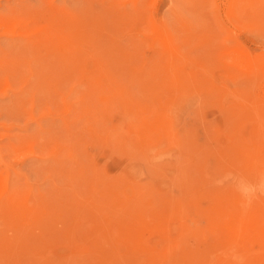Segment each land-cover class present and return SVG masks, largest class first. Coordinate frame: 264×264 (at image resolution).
<instances>
[{
	"label": "rangeland",
	"instance_id": "374dc122",
	"mask_svg": "<svg viewBox=\"0 0 264 264\" xmlns=\"http://www.w3.org/2000/svg\"><path fill=\"white\" fill-rule=\"evenodd\" d=\"M263 101L264 0H0V264H264Z\"/></svg>",
	"mask_w": 264,
	"mask_h": 264
},
{
	"label": "bare ground",
	"instance_id": "6f19581e",
	"mask_svg": "<svg viewBox=\"0 0 264 264\" xmlns=\"http://www.w3.org/2000/svg\"><path fill=\"white\" fill-rule=\"evenodd\" d=\"M160 43H161V42H160ZM227 54H228V53H227ZM227 54H226V55H227ZM231 55H232V54H231ZM227 57H228V55H227ZM233 60H234V59H233ZM236 61H237V60H236ZM122 65H123V64H122ZM147 79H148V78H147ZM200 90H202V89H200ZM196 91H197V90H196ZM200 93H201V91H200ZM222 95H223V94H222ZM219 97H220V96H219ZM216 98H217V97H216ZM223 98H224V97H223ZM214 99H215V97H214ZM218 99H219V98H218ZM220 99H222V96H221ZM220 99H219V100H220ZM257 101H258V100H257ZM258 102H259V101H258ZM261 102H262V101H261ZM261 102H260V103H261ZM263 102H264V101H263ZM216 104H217V100H216ZM217 105H218V104H217ZM236 105H237V104H236ZM239 105H240V103H239ZM221 106H222V105H221ZM234 106H235V105H234ZM228 107H229V106H228ZM231 107H232V106H231ZM231 107H229V108H231ZM222 108H223V107H222ZM222 108H221V109H222ZM234 108H235V107H234ZM237 108H238V107H237ZM262 109H263V108H262ZM252 110H253V109H252ZM219 111H220V110H219ZM224 112H225V111H224ZM227 112H229V111H227ZM245 113H246V112H245ZM258 113H259V112H258ZM260 113H261V112H260ZM260 113H259V116L261 115ZM165 116H167V115H165ZM169 116H170V115H169ZM252 116H253V115H252ZM171 117H172V116H171ZM246 117H247V116H246ZM254 118L256 119V117H254ZM168 119H169V118H168ZM238 119H239V118H238ZM240 119H241V118H240ZM245 119H247V118H245ZM245 119L243 118L242 120H240V122L243 121V120H245ZM248 120H249V118H248ZM157 125H158V124H157ZM251 125H252V122H251ZM253 125H254V124H253ZM253 125H252V126H253ZM162 126H163V125H162ZM183 126H184V125H183ZM252 126L250 127L251 129H252ZM164 127H165V125H164ZM254 127H256V126L254 125ZM257 127H258V126H257ZM168 128H169V126H168ZM250 128H249V130L252 131ZM164 129H165V128H164ZM169 129H170V128H169ZM256 129H257V128H255L254 130H256ZM252 132H253V131H252ZM255 132H256V131H255ZM255 132H254V133H255ZM249 134H250V132H249ZM251 134H252V133H251ZM135 135H136V134H135ZM231 135H232V134H231ZM236 135H238V134H236ZM239 135H240V134H239ZM183 136H184V135H183ZM251 136H252V135H251ZM255 136H256V135H255ZM172 137H173V135H172ZM184 137H185V136H184ZM233 137H234V136H233ZM242 137H243V136H242ZM248 137H250V136H248ZM256 137H257V136H256ZM227 138H228V137H227ZM253 138H254V137H251L252 140H253ZM235 139H236V138H235ZM242 139H243V138H242ZM137 140H138V139H137ZM237 140H238V138H237ZM256 141H257V140H255V142H256ZM218 142H219V141H218ZM252 142H253L252 145H254V141H252ZM257 142H258V141H257ZM229 143H230V142H229ZM241 143H242V142H241ZM244 143H245V142H244ZM230 144H231V143H230ZM233 144H234V143H233ZM176 145H177V144H176ZM231 146H232V145H231ZM234 146H236V145H234ZM234 146H232V147H234ZM242 146H243L242 150H243V149L245 150L243 144H242ZM246 146H247V145H246ZM261 146L264 147V144L261 145ZM261 146H260V147H261ZM204 147H205V149H206V146H204ZM207 147H208V146H207ZM238 147H239V146H238ZM258 147H259V146H258ZM217 148H218V147H217ZM251 148H252V147H251ZM177 149H178V148H177ZM248 149H249V145H248ZM248 149H246V150H248ZM218 150H219V149H218ZM218 150H217V151H218ZM239 150H240V147H239ZM239 150H238V151H239ZM242 150H240V152H241ZM251 150H252V149H251ZM251 150H250V151H251ZM194 151H195V150H194ZM201 151H202V150L200 149V152H201ZM204 151H205V150H204ZM219 152H220V150H219ZM255 152H257L256 149H255ZM261 152H262V147H261ZM246 153H247V151H246ZM197 154H198V153H197ZM257 154H258V152H257ZM178 155H179V154H178ZM178 155H177V157H178ZM195 155H196V154H195ZM203 155H204V154H203ZM242 155H243V154H242ZM254 155H255V153H254ZM249 156H250V155H249ZM177 157H176V158H177ZM200 157H201V156H200ZM224 157H225V156H224ZM242 157H243V156H242ZM252 157L254 158L253 155H252ZM249 158L252 159L251 157H249ZM255 158H256V157H255ZM185 161H186V159H185ZM226 161H227V160H226ZM234 161H235V160H234ZM237 161H238V160H237ZM239 161H240V159H239ZM241 161H242V159H241ZM241 161H240V163H241ZM245 162H246V159H245L244 163H245ZM247 162H248V161H247ZM247 162H246V163H247ZM145 163H146V162H145ZM186 163H187V161H186ZM192 163H193V162H192ZM230 164H231V163H230ZM238 164H239V163H238ZM249 164H250V162H249ZM227 165H228V164H227ZM176 166H177V165H176ZM249 166H250V165H249ZM158 167H159V166H158ZM240 167H242V166H240ZM150 168H151V167H150ZM237 168H238V167H237ZM244 168H245V170H246V167H245V166H244ZM252 168H253V167H252ZM260 168H261V167H260ZM262 168H263V167H262ZM239 169H240V168H239ZM186 170H187V169H186ZM254 170H255V169H254ZM241 171H244V170L242 169ZM248 171H249V170H248ZM249 172H251V171H249ZM65 174H66V173H65ZM175 174H176V173H175ZM239 175H240V174H239ZM77 177H78V176H77ZM261 177H262V176H261ZM241 178H242V176H241ZM237 179H238V178H237ZM68 182H69V181H68ZM243 182H244V181H243ZM248 184H249V183H248ZM253 184H255V182H254ZM244 185H245V184H244ZM191 186H192V185H191ZM249 187H250V186H249ZM259 187H260V185H259ZM239 191H240V190H239ZM263 191H264V190H263ZM183 193H184V192H183ZM249 193H250V192H249ZM258 193H259V192H258ZM262 193H263V192H262ZM179 194H180V193H179ZM170 195H171V193H170ZM250 195H251V194H250ZM260 195H261V194H260ZM220 197H221V196H220ZM225 197H226V196H225ZM260 198H261V196H260ZM231 199H232V197H231ZM225 200H226V198H225ZM261 200H262V198H261ZM227 201H228V200H227ZM256 202H257V201H256ZM262 202H263V201H262ZM201 203H202V202H201ZM227 203H229V201H228ZM233 203H234V202H233ZM239 203H240V202H239ZM190 204H191V203H190ZM198 204H199V203H198ZM263 204H264V203H263ZM195 205H197V203H196ZM199 205H200V204H199ZM168 206H169V205H168ZM193 206H194V204H193ZM228 206H229V205H228ZM231 206H232V205H230V207H231ZM178 207H179V206H178ZM185 207H186V206H185ZM198 207H199V206H198ZM212 207H213V206H212ZM212 207H211V209H212ZM226 207H227V205H226ZM235 207H237V206H235ZM235 207H234V208H235ZM175 208H177V206H176ZM202 208H203V207H202ZM208 208H209V207L207 206V209H208ZM224 208H225V207L223 206L222 209H224ZM231 208H233V206H232ZM209 209H210V208H209ZM228 209H229V208H228ZM235 209H236V208H235ZM260 209H261V208H260ZM179 210H181V209H178V211H179ZM213 210H214V209H213ZM224 210H226V209H224ZM261 210H262V209H261ZM178 211H177V212H178ZM200 211H201V210H200ZM229 211H230V210H229ZM181 212H182V211H181ZM210 212H211V210H210ZM214 212H216V210H215ZM214 212H213V213H214ZM255 212H256V211H255ZM155 213H156V212H155ZM179 213H180V212H179ZM213 213H212V214H209V217H210V215H214V214L216 215V213H214V214H213ZM221 213L224 215V214L226 213V211H225V213H224V212H222V210H221ZM233 213H234V212H233ZM261 213H263V212H261ZM261 213H260V214H261ZM180 214H181V213H180ZM226 214H227V213H226ZM235 214H237V213H235ZM257 214H258V213H257ZM260 214H259V215H260ZM185 215H186V214H185ZM215 215H214L213 217H212V216H211V217L214 218ZM217 215H218V214H217ZM239 215H240V214H239ZM250 215H251V214H250ZM183 216H184V213H183ZM219 216H221V215H218V216H216L215 218H217V217H219ZM257 216H258V215H257ZM260 216H263V215L261 214ZM211 217H210L209 219H211ZM235 217H236V216H235ZM263 217H264V216H263ZM220 218H221V217H220ZM233 218H234V217H233ZM236 218H237V217H236ZM236 218H234V219H236ZM255 218H256V217H255ZM258 218H260V217H258ZM202 219H203V218H202ZM218 220H219V219H218ZM238 220H239V219H238ZM242 220H243V218H242ZM254 220H255V219H254V217H253V221H254ZM219 221L222 222L221 220H219ZM253 221H252V222H253ZM256 221H257V220H255V223H259L258 221H257V222H256ZM253 223H254V222H253ZM261 223H262V222H261ZM250 224H251V223H250ZM250 224H249V225H250ZM241 225H242V224H241ZM245 225H246V223H245ZM230 226H232V225H230ZM238 226H239V224H238ZM242 226H244V225H242ZM245 227H246V226H245ZM245 227H244V228H245ZM250 227H251V226H250ZM253 227H255V226H253ZM253 227H251V228H253ZM260 227H261V226H260ZM212 228H213V227H212ZM240 228H241V227H240ZM244 228H243V229H244ZM251 228H250V229H251ZM257 228H258V227H257V225H256L255 230H256ZM233 229H234V228H233ZM246 229H247V228H246ZM246 229H245V230H246ZM248 229H249V227H248ZM262 229H263V228H262ZM229 230H230V229H229ZM238 230H239V229H238ZM253 230H254V229H252V231H253ZM236 231H237V230H236ZM236 231H234V232H236ZM240 231H241V229H240ZM240 231H239V232H240ZM231 232H232V231H231ZM242 232H243V231H242ZM244 232H245V231H244ZM244 232H243V233H244ZM246 232H247V234H249V235L251 234V233H249V231H247V230H246ZM246 232H245V233H246ZM236 233H237V232H236ZM252 233H253V232H252ZM225 234H226V233H225ZM237 234H238V233H237ZM239 234H240V233H239ZM239 234H238V237L241 238V236H240ZM255 234L258 236V232H257V233L254 232V235L251 234V239H252L251 241H252V242H253V238H254L253 236H255L254 241H255V239H256V235H255ZM223 235H224V234H223ZM234 235H236V234H234ZM252 235H253V236H252ZM135 237H136V236H135ZM222 237H223V236H222ZM224 237H225V236H224ZM228 237H229V236H228ZM232 237H233V236H232ZM236 237H237V236H236ZM249 237H250V236H249ZM258 237H259V236H258ZM258 237H257V238H258ZM139 238H140V237H139ZM234 238H235V237H234ZM243 238H244V237H243ZM205 239H206V238H205ZM205 239H204V240H205ZM228 239H229V238H228ZM231 239H232V238H231ZM231 239H230V240H231ZM236 239H237V238H236ZM244 239H247V237H245ZM260 239H262V238H260ZM260 239H259V240H260ZM138 240H139V239H138ZM138 240H137V241H138ZM204 240H203V241H204ZM217 240H218V239H217ZM241 240H242V238H241ZM259 240H258V243H261V241H259ZM137 241L135 240V243H136ZM140 241H141V240H140ZM203 241H201L200 243H202ZM221 241H222V239H221ZM226 241H227V240H226ZM243 241H244V240H243ZM243 241H242V242H243ZM247 241H248V239H247ZM251 241H250V242H251ZM262 241H264V237H263V240H262ZM138 242H139V241H138ZM205 242H206V241H205ZM213 242H214V241H213ZM236 242H237V241H236ZM248 242H249V241H248ZM255 242H256V241H255ZM203 243H204V242H203ZM221 243H222V242H221ZM227 243H228V242H227ZM253 243H254V242H253ZM262 243H264V242H262ZM262 243H261V244H262ZM212 244H213V243H212ZM261 244H260V245H261ZM196 245H197V244H196ZM198 245H199V244H198ZM217 245H218V244H217ZM224 245H225V244H224ZM200 246H201V245H200ZM211 246H212V245H211ZM211 246H210V247H211ZM218 246H219V245H218ZM222 246H223V245H222ZM225 246H226V245H225ZM245 246H246V245H245ZM251 246H252V243H251ZM262 246H263V245H262ZM215 247H216V246H215ZM246 247H248V246H246ZM252 247H253V246H252ZM257 247H258V246H257ZM257 247H256V248H257ZM259 247H260V246H259ZM188 248H189V247H188ZM202 248H204V247L202 246ZM212 248H213V247H212ZM249 248H250V247H249ZM256 248H255V249H256ZM189 249H190V248H189ZM244 249H245V248H244ZM247 249H248V248H247ZM253 249H254V248H253ZM198 250L200 251V248H199ZM205 250H209V249H205ZM213 250H214V249H213ZM257 250H258V249H257ZM190 251H191V250H190ZM194 251H195V254H196V253H197L196 248H195V250H193V252H194ZM199 251H198V253H199ZM191 252H192V251H191ZM191 252H190V254H191ZM193 252H192V253H193ZM202 252H203V250H202ZM237 252H238V251H237ZM203 253H204V252H203ZM203 253H201V254H203ZM205 253H206V252H205ZM211 253H212V252H211ZM262 253H263V252H262ZM195 254H193V255L195 256ZM206 254H207V253H206ZM206 254H205V255H206ZM259 254H260V253H259ZM259 254H258V255H259ZM207 255H208V254H207ZM258 255H257V257H258ZM263 255H264V254H263ZM196 256H197V255H196ZM198 256H199V254H198ZM198 256H197V257H198ZM203 256H204V255H202V257H203ZM252 256H253V255H252ZM255 256H256V255H255ZM199 257H201V256H199ZM253 257H254V256H253ZM204 258H206V257L204 256ZM209 258H210V255H209ZM209 258H208V259H209ZM220 258H221V257H220ZM222 258H223V257H222ZM255 258H256V257H255ZM255 258H254V261H255ZM258 258H259V257H258ZM258 258H256V260H258ZM211 259H212V258H211ZM246 259L248 260L247 257H246ZM249 259H250V258H249ZM252 259H253V258H252ZM259 259H261V258H259ZM229 260L231 261L230 258L228 259V261H229ZM262 260L264 261L263 258H262ZM210 261H211V260H210ZM212 261H213V260H212ZM228 261H227V262H228ZM251 261H252V260H251ZM254 261H253V262H254ZM245 262L250 263V261H246V260H245ZM256 262H257V261H256ZM207 263H208V262H207ZM230 263H231V262H230ZM203 264H204V263H203ZM225 264H227V263H225ZM231 264H233V263H231ZM237 264H238V263H237ZM241 264H243V263H241ZM245 264H246V263H245ZM253 264H254V263H253ZM255 264H256V263H255ZM257 264H258V263H257ZM261 264H262V263H261Z\"/></svg>",
	"mask_w": 264,
	"mask_h": 264
}]
</instances>
